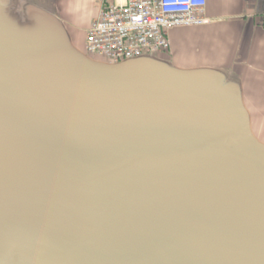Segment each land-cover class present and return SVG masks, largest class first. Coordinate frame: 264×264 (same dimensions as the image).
I'll use <instances>...</instances> for the list:
<instances>
[{
  "label": "water",
  "instance_id": "water-1",
  "mask_svg": "<svg viewBox=\"0 0 264 264\" xmlns=\"http://www.w3.org/2000/svg\"><path fill=\"white\" fill-rule=\"evenodd\" d=\"M155 66L153 73L143 64L94 78L86 70L64 84L58 79L68 80L67 72L26 75L24 93L8 79L25 103L0 101V174L9 179L0 177L9 189L0 195V216L6 198L23 196L13 204L20 212L30 191L37 193L26 205L28 226L17 212L13 233L0 227V259L264 264V151L204 106L202 91ZM21 110L24 117L47 112L42 121L57 123L61 134L5 115ZM76 130L84 131V144L72 142ZM72 146L75 157L45 159Z\"/></svg>",
  "mask_w": 264,
  "mask_h": 264
},
{
  "label": "crops",
  "instance_id": "crops-1",
  "mask_svg": "<svg viewBox=\"0 0 264 264\" xmlns=\"http://www.w3.org/2000/svg\"><path fill=\"white\" fill-rule=\"evenodd\" d=\"M109 2L0 0V75L39 80L67 72L68 80L58 79L64 84L98 65L111 66L86 52L88 31ZM263 15L264 0H207L210 23L171 30L169 56L153 59L188 88L202 91L203 105L235 123L259 151H264ZM0 264L12 263L0 259Z\"/></svg>",
  "mask_w": 264,
  "mask_h": 264
},
{
  "label": "built area",
  "instance_id": "built-area-1",
  "mask_svg": "<svg viewBox=\"0 0 264 264\" xmlns=\"http://www.w3.org/2000/svg\"><path fill=\"white\" fill-rule=\"evenodd\" d=\"M206 7L207 0H110L88 31L86 52L114 65L169 54V32L208 25Z\"/></svg>",
  "mask_w": 264,
  "mask_h": 264
},
{
  "label": "rangeland",
  "instance_id": "rangeland-1",
  "mask_svg": "<svg viewBox=\"0 0 264 264\" xmlns=\"http://www.w3.org/2000/svg\"><path fill=\"white\" fill-rule=\"evenodd\" d=\"M168 57L169 54H162V53H159V54H155V55H149V56H145V57H142L143 59H148L149 60H143L141 58V60L139 61H136V60H133L132 62H127V63H122L120 65H114V64H110L111 66H106V65H98L99 67H93V71H92V77L94 78L95 76L94 75H97L98 77L102 76V75H99L98 73H110L111 71H115L116 68H123V69H129V67H134L137 66V68H140V65H145L146 64V70L148 72H156V70H153V69H156L157 67L155 66V64L159 65L160 67H163V65L157 63V61L153 60L155 57L157 58H163V57ZM103 67V68H102ZM106 71V72H105ZM125 71V70H124ZM3 75V74H2ZM0 75V101H2L3 103L5 104H12V105H20V104H24L25 103V97L21 96L20 94H18L17 92L16 93V98L14 97L13 95V92H11L10 88H9V82H8V79L9 80H12L14 82H11V84L13 85V90L16 91V90H19L18 92L20 93H24L23 91L20 90V85L24 84V86L26 87L27 84H28V79L26 78V76H23L21 74H18V75H11V76H8L7 74L5 75ZM90 76V74L88 75ZM22 82V84L20 83ZM126 86V89L128 90V92H131L129 91V86L130 84L128 83ZM128 92L126 94H128ZM23 95V94H22ZM0 104H2L0 102ZM2 108H0V112H2L1 110ZM10 108H8L7 110H9ZM42 111V110H41ZM5 113V112H3ZM42 113H47L45 111H43ZM40 111H36V110H33V114L34 116L33 117H24L22 115H24V111L21 110V112H18L16 113L15 115L13 114H8V113H5L6 117H13L14 119L20 121V122H23V123H26L30 126H32L31 128H33V130L35 129L36 131L40 129L41 126H43L44 128H50L51 132H52V129H53V132L57 133V134H61V128L59 129V127H57V123H51V122H44L42 121V118L43 115ZM49 114L47 113V116ZM86 115V114H85ZM91 116H94L95 114L92 113L90 114ZM89 115V116H90ZM39 118H37V117ZM3 118V117H1ZM31 119V120H29ZM39 127V128H37ZM44 130V129H43ZM73 134V135H72ZM71 140L72 142H74L75 144L79 145L80 143L84 144L82 141L79 143L78 140L81 139V136L85 135L84 134V131L82 130H76L74 132L71 133ZM88 142V141H87ZM81 144V145H82ZM2 145V144H0ZM10 144H9V141H7L6 144H3V146L5 147H8ZM2 147V146H0ZM75 147H71L70 149H67V150H63L62 152L60 151L59 152V155L58 156H54L52 157L51 155H46L45 156V159L48 160L49 158L52 160V161H55V160H61V159H70L72 158L73 156L75 157V155H73L75 152V150H73ZM51 151L54 150V149H51L49 148ZM48 149V150H49ZM71 150V151H70ZM8 151V150H7ZM70 151V153L68 152ZM67 153V154H66ZM69 153V154H68ZM6 155H8V153H6ZM29 159L31 160V156L29 157ZM14 174V173H13ZM28 175L32 178V177H36V172L35 171H29ZM0 177L3 178V180L7 183L8 182V176L6 174H0ZM0 178V195L2 196L4 193L3 191L5 192V190H9L8 187H4V184L2 183V179ZM24 184L23 186H21V189H22V192L24 193ZM37 193V190H34V192H31L30 191V195H32L30 198H24L22 201V204L25 205V207H23L22 209L20 208V212L19 210H16L15 211V206H13L14 202L15 201H18L19 198H23V196H17V198H6V200H8L7 202H5V204L8 203L7 205V212H3L1 213V216H0V227L4 229V232L8 233V234H11L13 233L12 231H10L9 229L10 228H14L15 224L18 223L17 221H15V219H17L18 217H15L17 212L19 213L18 215H21V218L23 219V227H26L29 225L30 221L31 220H28L29 218L27 217V213H29L30 211L28 210V208L26 207V205L28 206V203L32 200V197H34V195ZM25 194V193H24ZM0 196V198H1ZM7 197V196H5ZM27 199V200H25ZM30 204V203H29ZM15 205V204H14ZM31 205V204H30ZM5 209V210H6ZM30 217V216H29ZM19 219V218H18ZM6 228V229H5ZM2 241H6V239L3 237L2 238Z\"/></svg>",
  "mask_w": 264,
  "mask_h": 264
}]
</instances>
